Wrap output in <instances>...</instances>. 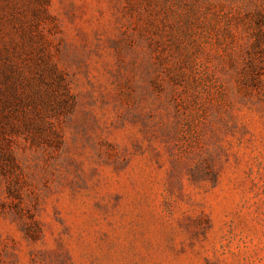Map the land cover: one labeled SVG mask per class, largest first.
Returning <instances> with one entry per match:
<instances>
[{
    "label": "rangeland",
    "instance_id": "1",
    "mask_svg": "<svg viewBox=\"0 0 264 264\" xmlns=\"http://www.w3.org/2000/svg\"><path fill=\"white\" fill-rule=\"evenodd\" d=\"M0 88V264H264V0H0Z\"/></svg>",
    "mask_w": 264,
    "mask_h": 264
},
{
    "label": "trees",
    "instance_id": "2",
    "mask_svg": "<svg viewBox=\"0 0 264 264\" xmlns=\"http://www.w3.org/2000/svg\"><path fill=\"white\" fill-rule=\"evenodd\" d=\"M1 91H3V89L0 88V92H1ZM0 100H1V98H0ZM3 100H4V99H3ZM4 101H5V100H4ZM5 103H7V102L5 101Z\"/></svg>",
    "mask_w": 264,
    "mask_h": 264
}]
</instances>
